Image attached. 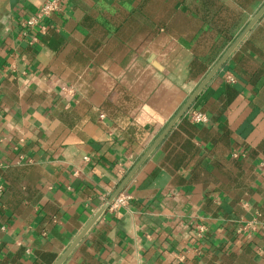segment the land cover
I'll return each instance as SVG.
<instances>
[{"label": "crops", "instance_id": "1", "mask_svg": "<svg viewBox=\"0 0 264 264\" xmlns=\"http://www.w3.org/2000/svg\"><path fill=\"white\" fill-rule=\"evenodd\" d=\"M45 1L0 0V264H56L264 5L62 0L30 45ZM192 107L63 264H264V14Z\"/></svg>", "mask_w": 264, "mask_h": 264}, {"label": "built area", "instance_id": "2", "mask_svg": "<svg viewBox=\"0 0 264 264\" xmlns=\"http://www.w3.org/2000/svg\"><path fill=\"white\" fill-rule=\"evenodd\" d=\"M62 0H46L36 11L28 18L24 19L20 23L22 36L29 41L30 45H37L40 39V35L45 34L48 26L47 21L53 16V14L59 12L61 9ZM229 81H234L232 76L228 77ZM104 115H101L103 118ZM189 119L195 124H205L209 121V116L204 111L198 108H190L188 112ZM264 171V164L261 165ZM3 186L0 185V196L3 193ZM132 196L127 193H119L114 199L109 200L107 205L112 210H118L122 206L129 204ZM205 226H202L200 232H204Z\"/></svg>", "mask_w": 264, "mask_h": 264}, {"label": "water", "instance_id": "3", "mask_svg": "<svg viewBox=\"0 0 264 264\" xmlns=\"http://www.w3.org/2000/svg\"><path fill=\"white\" fill-rule=\"evenodd\" d=\"M264 14V5L262 8L257 12V14L253 17L251 22L248 24V26L245 28L241 36L237 39V41L233 44V46L228 50V52L222 57V59L216 64V66L211 70V72L206 76V78L202 81V83L197 87V89L192 93V95L189 97V99L185 102L181 110L178 112L177 116L173 119V121L165 128V130L160 134L158 139L155 141L154 145L147 151L141 162L137 165L134 172L139 168V166L142 164V162L150 155V153L153 151V149L156 147V145L165 137V135L168 133V131L173 127L175 122L181 118L191 107L196 98L200 95L204 87L208 84V82L211 80V78L214 76L215 73L221 68V66L224 64L227 57L231 54V52L234 50V48L240 43V41L245 37V35L253 28V26L257 23V21L261 18V16ZM134 172L128 177V179L117 189V191L112 196V199H114L124 188L126 183L129 181L131 176H133ZM108 205H106L102 210H100L93 220L86 226V228L81 232V234L74 240V242L71 244V246L66 250V252L61 256V258L56 262V264H63L64 261L67 259V257L72 253V251L77 247V245L81 242V240L84 238V236L87 234V232L91 229V227L95 224V222L98 220V218L101 216V214L104 212V210L107 208Z\"/></svg>", "mask_w": 264, "mask_h": 264}, {"label": "trees", "instance_id": "4", "mask_svg": "<svg viewBox=\"0 0 264 264\" xmlns=\"http://www.w3.org/2000/svg\"><path fill=\"white\" fill-rule=\"evenodd\" d=\"M4 188V187H3ZM3 191H4V189H3ZM3 194V193H2Z\"/></svg>", "mask_w": 264, "mask_h": 264}]
</instances>
